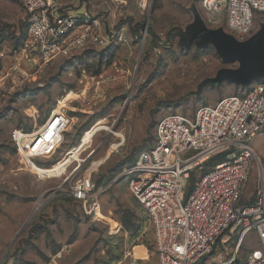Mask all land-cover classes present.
<instances>
[{"label":"rangeland","instance_id":"374dc122","mask_svg":"<svg viewBox=\"0 0 264 264\" xmlns=\"http://www.w3.org/2000/svg\"><path fill=\"white\" fill-rule=\"evenodd\" d=\"M54 2L60 13L97 20L103 33L122 39L43 63L21 48L27 30L21 3L0 0V264H123L127 250L139 264H157L152 227L124 174L152 146L160 118L190 116L249 91L225 81L224 70L237 66L224 65L214 48L215 34L237 38L201 0ZM262 23L264 12L255 15L253 32ZM54 110L65 112L70 126L28 167L14 141L38 130ZM250 145L264 163V133ZM78 179L92 193L102 189L98 220L72 197ZM256 181L253 171L245 200H253ZM253 247L249 234L239 253Z\"/></svg>","mask_w":264,"mask_h":264},{"label":"built area","instance_id":"2783aa9c","mask_svg":"<svg viewBox=\"0 0 264 264\" xmlns=\"http://www.w3.org/2000/svg\"><path fill=\"white\" fill-rule=\"evenodd\" d=\"M18 1L27 14L21 48L43 63L71 49L122 39L103 33L97 20L70 10L60 13L54 0ZM201 5L212 18L224 16L227 30L239 41L254 34L255 15L264 12V0H201ZM70 123L65 112L54 110L38 130L23 134L28 135L25 140L16 137L27 166L57 143ZM260 133L264 80L252 83L244 96L224 97L190 116L171 113L157 121L153 145L140 152L124 174L152 227L157 264H264V163L250 145ZM216 155L224 159L206 169ZM253 171L256 192L249 202L244 197ZM101 192L92 193L85 179L76 180L71 190L85 214L94 218L100 214ZM249 234L255 235L257 247L241 255V243ZM234 237L237 241L229 250L225 245ZM122 261L139 264L131 250Z\"/></svg>","mask_w":264,"mask_h":264},{"label":"water","instance_id":"95a60500","mask_svg":"<svg viewBox=\"0 0 264 264\" xmlns=\"http://www.w3.org/2000/svg\"><path fill=\"white\" fill-rule=\"evenodd\" d=\"M214 48L224 65L237 66L224 70V79L228 84L249 87L254 82L264 80V23L244 41L230 35L215 34Z\"/></svg>","mask_w":264,"mask_h":264},{"label":"trees","instance_id":"16d2710c","mask_svg":"<svg viewBox=\"0 0 264 264\" xmlns=\"http://www.w3.org/2000/svg\"><path fill=\"white\" fill-rule=\"evenodd\" d=\"M142 26H140L139 24L135 25L132 30H133V33L135 34L136 31ZM154 143V142H153ZM153 145V144H152ZM224 159V155H216V156H213L212 158H210L208 160V162L205 164L206 166V169H209L213 166H215L216 164H218L219 162H221L222 160ZM193 180V178H191V181ZM249 202H252V200H249Z\"/></svg>","mask_w":264,"mask_h":264},{"label":"bare ground","instance_id":"6f19581e","mask_svg":"<svg viewBox=\"0 0 264 264\" xmlns=\"http://www.w3.org/2000/svg\"><path fill=\"white\" fill-rule=\"evenodd\" d=\"M22 136V135H21ZM107 159V158H106ZM105 159V160H106ZM105 160L102 162V163H104L105 162ZM101 163V164H102ZM100 165V164H99ZM42 205V202H38V204L36 205V207H35V211H37L39 208H40V206Z\"/></svg>","mask_w":264,"mask_h":264},{"label":"crops","instance_id":"0c3cea01","mask_svg":"<svg viewBox=\"0 0 264 264\" xmlns=\"http://www.w3.org/2000/svg\"><path fill=\"white\" fill-rule=\"evenodd\" d=\"M63 141H64V140L60 141V142H61V143H59V144H60V146L63 144ZM57 146H58V145H57ZM57 148H58V147H57Z\"/></svg>","mask_w":264,"mask_h":264},{"label":"snow or ice","instance_id":"6c2138e0","mask_svg":"<svg viewBox=\"0 0 264 264\" xmlns=\"http://www.w3.org/2000/svg\"><path fill=\"white\" fill-rule=\"evenodd\" d=\"M257 255H259V254H257Z\"/></svg>","mask_w":264,"mask_h":264}]
</instances>
